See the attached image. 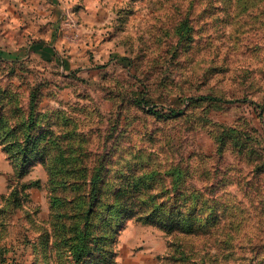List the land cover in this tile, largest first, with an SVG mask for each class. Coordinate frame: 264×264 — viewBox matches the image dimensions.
I'll return each instance as SVG.
<instances>
[{
	"label": "rangeland",
	"instance_id": "rangeland-1",
	"mask_svg": "<svg viewBox=\"0 0 264 264\" xmlns=\"http://www.w3.org/2000/svg\"><path fill=\"white\" fill-rule=\"evenodd\" d=\"M263 162L264 0H0L1 264H71L57 211L90 233L79 264H264ZM96 167L83 221L55 198ZM137 177L217 200L220 223L117 211Z\"/></svg>",
	"mask_w": 264,
	"mask_h": 264
},
{
	"label": "trees",
	"instance_id": "trees-1",
	"mask_svg": "<svg viewBox=\"0 0 264 264\" xmlns=\"http://www.w3.org/2000/svg\"><path fill=\"white\" fill-rule=\"evenodd\" d=\"M201 98H208L210 100L219 99L214 96L202 95ZM239 100V99H237ZM158 114V113H157ZM159 115V114H158ZM47 133L38 135L33 145L35 146L38 141H46ZM31 138V135H27ZM264 165V162H263ZM100 168L96 167L93 176L90 179H64L59 182L62 188H70L71 186H85L83 190L76 196L71 197L69 193L63 197H57L55 200L57 204L70 207L76 206L77 201L81 202V214L80 218L83 221L90 219V216L96 211H99L102 194L99 192L98 183L100 181ZM129 183V182H128ZM179 183L175 184V193L169 198L167 191L160 189L161 193H155L153 186L144 180H139L137 177L131 183L129 187H133L129 194H122V190L118 189L114 192V198L118 201L116 210L120 212L131 211L136 207V210H142L132 214H140L138 219L151 218L155 224H162L166 231L170 233H182L186 235H195L199 233L210 234L212 230L220 223V210L215 208L217 200L205 199L202 195L198 194L194 196L196 207L190 208L187 206L186 201L191 197L186 191L179 192ZM130 200V201H129ZM181 202L179 203V201ZM208 201H212L210 204ZM114 205V204H112ZM142 208L144 209H141ZM148 208V209H146ZM66 215V212H56V229L60 232L57 243L64 242V246L69 252L66 262L71 264H79L82 258L85 256L88 247L89 234L83 230L80 231L76 223L68 221L70 224L69 233L67 231V224L60 221V217ZM104 237V235H103ZM177 245H179L177 243ZM48 248V246H47ZM46 249V248H45ZM47 259L50 264H58L52 257L51 252L47 253ZM1 264V263H0ZM49 264V263H48Z\"/></svg>",
	"mask_w": 264,
	"mask_h": 264
}]
</instances>
